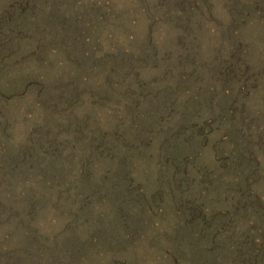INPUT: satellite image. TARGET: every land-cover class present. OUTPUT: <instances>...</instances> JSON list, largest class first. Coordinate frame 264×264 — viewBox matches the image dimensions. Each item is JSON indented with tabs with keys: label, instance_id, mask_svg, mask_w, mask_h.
Masks as SVG:
<instances>
[{
	"label": "rangeland",
	"instance_id": "rangeland-1",
	"mask_svg": "<svg viewBox=\"0 0 264 264\" xmlns=\"http://www.w3.org/2000/svg\"><path fill=\"white\" fill-rule=\"evenodd\" d=\"M0 264H264V0H0Z\"/></svg>",
	"mask_w": 264,
	"mask_h": 264
}]
</instances>
